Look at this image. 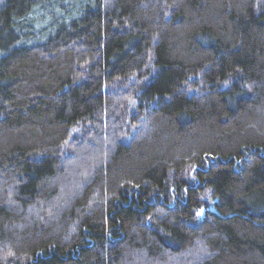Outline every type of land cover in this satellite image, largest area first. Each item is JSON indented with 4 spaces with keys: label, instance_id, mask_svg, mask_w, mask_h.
<instances>
[{
    "label": "trees",
    "instance_id": "trees-1",
    "mask_svg": "<svg viewBox=\"0 0 264 264\" xmlns=\"http://www.w3.org/2000/svg\"><path fill=\"white\" fill-rule=\"evenodd\" d=\"M0 264H264V0H0Z\"/></svg>",
    "mask_w": 264,
    "mask_h": 264
}]
</instances>
